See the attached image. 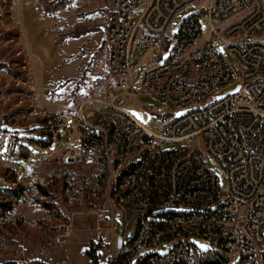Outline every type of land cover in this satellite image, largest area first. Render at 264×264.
Segmentation results:
<instances>
[{"label":"built area","instance_id":"1","mask_svg":"<svg viewBox=\"0 0 264 264\" xmlns=\"http://www.w3.org/2000/svg\"><path fill=\"white\" fill-rule=\"evenodd\" d=\"M188 6L195 10L171 37L170 23ZM107 43L110 78L81 103L79 117L82 126L90 113L98 114L118 140L110 175L114 251L107 264H180L195 249L193 238L208 241L228 257L241 254L240 264H264V0H113ZM158 43L170 48V56L148 63L143 91L171 110L195 106L152 129L126 104L140 92L133 85L136 69ZM219 43L228 47L234 64ZM235 81L237 92H231L236 86L214 99ZM143 148L140 160L133 162ZM207 156L225 174V191ZM177 206L190 210L157 212ZM116 210L123 218L120 247L114 235ZM130 229L134 236L127 244ZM145 248L155 251L135 263Z\"/></svg>","mask_w":264,"mask_h":264},{"label":"rangeland","instance_id":"2","mask_svg":"<svg viewBox=\"0 0 264 264\" xmlns=\"http://www.w3.org/2000/svg\"><path fill=\"white\" fill-rule=\"evenodd\" d=\"M112 1L0 0V264H66L60 242L68 238V225L80 214L98 218L101 231L94 242L101 244L100 263L107 264L114 251L110 175L118 160V140L98 114L90 113L82 126L79 121L81 103L99 93L110 78L107 24ZM194 10L195 6H188L175 14L171 37L178 34L184 16ZM219 46L234 64L228 47ZM151 54L134 73L133 85L140 92L126 107L143 124L157 129L162 119L180 118L195 103L171 110L161 98L143 91L148 63L169 58L170 48L158 43ZM238 83L222 88L214 99L223 98ZM45 135L46 142L42 140ZM187 144L170 143L163 149ZM27 145L34 152L42 147L43 153L32 154ZM69 147L78 154L69 153ZM144 149L133 156V162L140 160ZM206 163L225 191L227 178L222 169L210 156ZM119 175L114 172L115 177ZM189 210L177 206L157 212ZM114 216V235L118 237L123 218L118 210ZM133 236L134 229H130L127 244ZM193 243L190 255L201 256L212 249L201 238H193ZM79 251L76 262L86 264L85 252ZM154 251L143 249L134 262ZM240 263L241 254L229 257L228 264Z\"/></svg>","mask_w":264,"mask_h":264},{"label":"crops","instance_id":"3","mask_svg":"<svg viewBox=\"0 0 264 264\" xmlns=\"http://www.w3.org/2000/svg\"><path fill=\"white\" fill-rule=\"evenodd\" d=\"M98 218H95L94 214H80L72 219V223L68 225V238L61 241L66 255V264H79L76 262L77 254L80 255L79 249L85 252L86 264H91L90 259L87 256V251L90 244L94 240H98L100 237ZM75 247H78L75 251ZM56 260V259H55ZM61 262V260H56Z\"/></svg>","mask_w":264,"mask_h":264},{"label":"trees","instance_id":"4","mask_svg":"<svg viewBox=\"0 0 264 264\" xmlns=\"http://www.w3.org/2000/svg\"><path fill=\"white\" fill-rule=\"evenodd\" d=\"M42 140L45 142L48 140L46 138V135L42 138ZM27 147L31 149V147H29L28 145ZM41 148H39L38 152H34L31 149L32 154L36 153L37 155L38 154L41 155L43 153V150ZM32 154L29 156H32ZM22 157L27 158L26 156H22ZM100 245L101 244L92 241L87 251V254L91 258L92 264H101L99 261V252H98ZM228 262H229V257L225 252L210 249L201 256L188 254L180 264H228ZM6 264H14V262H7Z\"/></svg>","mask_w":264,"mask_h":264},{"label":"water","instance_id":"5","mask_svg":"<svg viewBox=\"0 0 264 264\" xmlns=\"http://www.w3.org/2000/svg\"><path fill=\"white\" fill-rule=\"evenodd\" d=\"M238 89H239V85H238L234 90H232L231 92H232V93H235V92L238 91ZM121 245H122V237L119 236V237H118V246L120 247Z\"/></svg>","mask_w":264,"mask_h":264},{"label":"snow or ice","instance_id":"6","mask_svg":"<svg viewBox=\"0 0 264 264\" xmlns=\"http://www.w3.org/2000/svg\"><path fill=\"white\" fill-rule=\"evenodd\" d=\"M202 248L206 247L205 245H201Z\"/></svg>","mask_w":264,"mask_h":264}]
</instances>
